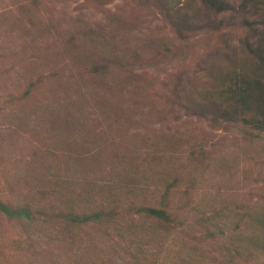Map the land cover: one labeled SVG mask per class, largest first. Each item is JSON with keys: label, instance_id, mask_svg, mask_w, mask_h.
Here are the masks:
<instances>
[{"label": "rangeland", "instance_id": "1", "mask_svg": "<svg viewBox=\"0 0 264 264\" xmlns=\"http://www.w3.org/2000/svg\"><path fill=\"white\" fill-rule=\"evenodd\" d=\"M82 4L0 0V199L44 197L54 200L48 206L74 205L83 212L93 198L99 206L119 203L125 212L118 226L71 228L76 244L68 252L57 247L73 240L60 227L0 212V264L27 263L11 247L17 234L44 245L33 264H222L232 256L235 264H264V135L238 126L214 129L182 111L179 120L161 122L149 109L148 95L164 93L165 81L178 73L194 72L217 34L201 31L184 44L138 0ZM114 14L131 27L115 32L107 19ZM102 27L110 40L95 35L92 46L90 30ZM158 39L174 41L179 57H157ZM75 47L121 57L122 74L131 69L146 79L144 93L130 86L124 91L127 100L136 98L134 114L120 119L105 113L116 93L99 86L94 96L102 105L90 109L86 127L57 119V105L78 96L83 67ZM115 150L134 154L139 174L127 171L120 156L119 163L112 158ZM165 202L174 217L170 224L128 212L134 204ZM58 236L70 239L60 243Z\"/></svg>", "mask_w": 264, "mask_h": 264}, {"label": "trees", "instance_id": "2", "mask_svg": "<svg viewBox=\"0 0 264 264\" xmlns=\"http://www.w3.org/2000/svg\"><path fill=\"white\" fill-rule=\"evenodd\" d=\"M31 1L33 4L38 3V0ZM113 1L83 0L81 6L103 7ZM138 4L143 9L156 10L172 29L175 39L181 43L185 44L191 35L201 31L217 34V44L200 58L194 72L178 73L165 81L164 93L148 95L150 113L165 122L179 120V112L182 111L186 116L203 119L214 129L227 130L230 126H238L253 136L264 135V0H138ZM107 19L115 25V32L132 25L130 20L117 14ZM104 30V27L90 30L92 46L98 42L95 35L110 40L107 31L102 34ZM153 46L158 51L156 56L166 60L179 57L182 52L174 41L158 39ZM74 52L79 53L75 58L83 67L81 76H78V96L72 101L65 100L63 105H57V119L73 126L85 124L86 127L90 109L94 104L96 107L97 104L102 105L98 102L101 96H94L99 86L120 95V99L115 94V101L104 104L105 113L120 119L127 113L134 114L137 107L132 103L136 98L127 100L124 91L130 86L144 93L147 91L146 79L131 69L122 74L125 64L121 57L95 55L82 47H75ZM86 77L88 83L84 80ZM54 113L55 108L50 107L49 114ZM124 129L123 132L126 131ZM119 156L120 163L124 162L127 171L139 174V167L133 168L136 160L134 154L122 152L119 155L117 150L112 152L111 157L118 163ZM43 196L48 197L46 194ZM19 199L9 196L0 199V212L10 220H25L30 225H56L60 227L61 235L71 234V228L82 229L99 224L118 226L125 212L119 203H103L99 206L93 198L88 200L90 204L85 208L81 207L84 208L83 212L74 205L48 206L46 202L54 200L45 201L44 197L38 201L28 200L27 197L25 200ZM129 210L160 223L174 222L168 202L159 206L134 204ZM105 235L110 236L107 232ZM69 236H58L57 240L63 243L66 238L70 239ZM70 237L73 240H68L67 245L57 246L61 251L68 252L74 242L76 244L75 236ZM37 242V238L30 234H25L23 238L17 234L13 237L11 247L23 253L26 264H33L32 260L45 250L44 245H38ZM233 259L232 256L229 262L222 264H235Z\"/></svg>", "mask_w": 264, "mask_h": 264}]
</instances>
